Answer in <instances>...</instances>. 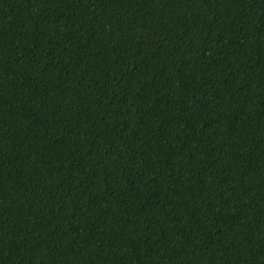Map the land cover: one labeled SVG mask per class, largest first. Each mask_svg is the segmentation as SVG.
Segmentation results:
<instances>
[{
	"label": "trees",
	"instance_id": "obj_1",
	"mask_svg": "<svg viewBox=\"0 0 264 264\" xmlns=\"http://www.w3.org/2000/svg\"><path fill=\"white\" fill-rule=\"evenodd\" d=\"M0 264H264V0H0Z\"/></svg>",
	"mask_w": 264,
	"mask_h": 264
}]
</instances>
